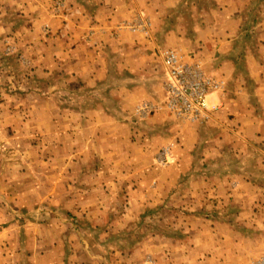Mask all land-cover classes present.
Instances as JSON below:
<instances>
[{"label":"crops","instance_id":"crops-1","mask_svg":"<svg viewBox=\"0 0 264 264\" xmlns=\"http://www.w3.org/2000/svg\"><path fill=\"white\" fill-rule=\"evenodd\" d=\"M53 1L0 0V48L26 77L53 81L0 105L11 260L264 256V0H64L51 17ZM167 50L218 83L206 123L133 114L161 102Z\"/></svg>","mask_w":264,"mask_h":264},{"label":"built area","instance_id":"built-area-1","mask_svg":"<svg viewBox=\"0 0 264 264\" xmlns=\"http://www.w3.org/2000/svg\"><path fill=\"white\" fill-rule=\"evenodd\" d=\"M58 7L59 4H56ZM163 69V96L160 103H139L133 111L137 118L163 110L176 120L189 123H206L215 111L208 96L219 89L218 83L204 76L197 65L184 62L173 50L161 55ZM249 264H264V256Z\"/></svg>","mask_w":264,"mask_h":264},{"label":"rangeland","instance_id":"rangeland-1","mask_svg":"<svg viewBox=\"0 0 264 264\" xmlns=\"http://www.w3.org/2000/svg\"><path fill=\"white\" fill-rule=\"evenodd\" d=\"M56 4H59V6L57 7ZM66 9L67 8L65 6L64 0H54L49 9V13L51 17H59L65 14ZM45 31L46 30H44V33H46ZM12 52L13 48L11 45H7L3 50L0 48V59L2 60V62H0V72L6 71L7 74V77H5V75H2V73H0V105L2 103L9 104L11 102L12 96L16 97L17 94L21 95V93H24L28 87L34 88L33 84L38 90L52 88V80H43L42 76L37 77L35 80H31L30 78L26 77V64H18L19 67H17V63L14 64L13 62L11 63L9 61L10 57L8 56H10ZM10 75H12L11 78ZM22 75L24 77H22ZM29 82H31V84ZM0 209L2 208L0 207ZM6 224L7 223L0 224V232H2L1 229L5 227ZM16 242L17 240H12V242L9 243L7 239H2V241H0V264H16V262L18 261L17 258L13 256V260H11L12 256L8 251V246H14Z\"/></svg>","mask_w":264,"mask_h":264}]
</instances>
